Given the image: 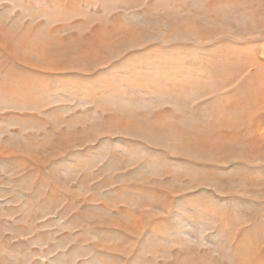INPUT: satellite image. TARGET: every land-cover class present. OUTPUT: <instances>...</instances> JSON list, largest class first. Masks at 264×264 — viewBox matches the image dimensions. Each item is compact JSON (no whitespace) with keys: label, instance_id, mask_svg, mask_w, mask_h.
I'll return each instance as SVG.
<instances>
[{"label":"rangeland","instance_id":"374dc122","mask_svg":"<svg viewBox=\"0 0 264 264\" xmlns=\"http://www.w3.org/2000/svg\"><path fill=\"white\" fill-rule=\"evenodd\" d=\"M0 264H264V0H0Z\"/></svg>","mask_w":264,"mask_h":264}]
</instances>
